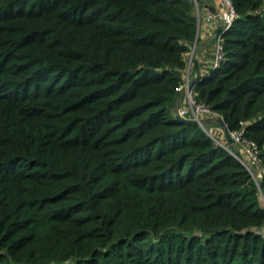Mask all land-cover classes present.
<instances>
[{
    "label": "trees",
    "instance_id": "16d2710c",
    "mask_svg": "<svg viewBox=\"0 0 264 264\" xmlns=\"http://www.w3.org/2000/svg\"><path fill=\"white\" fill-rule=\"evenodd\" d=\"M231 1L193 95L264 171V0ZM196 35L193 0H0V264H264L250 172L174 119Z\"/></svg>",
    "mask_w": 264,
    "mask_h": 264
},
{
    "label": "rangeland",
    "instance_id": "374dc122",
    "mask_svg": "<svg viewBox=\"0 0 264 264\" xmlns=\"http://www.w3.org/2000/svg\"><path fill=\"white\" fill-rule=\"evenodd\" d=\"M194 3V16L196 19V25H197V35L196 39L194 41V44L192 45L191 49L188 51L186 56L187 61V68L184 72V79L189 78L191 80L195 75L196 72L199 73V77L202 73L203 67L201 63H203L202 59L203 56L211 55V50L209 49L213 43L215 44L216 37L214 35L215 28L220 22L222 23L221 14L223 11H225V7L221 0H193ZM217 26V27H218ZM203 34L204 38L208 39V45L204 46V50L200 51L199 47V40L200 35ZM216 34V33H215ZM197 64V70L195 68V65ZM198 77V78H199ZM184 96L183 90L180 91L179 97L176 100V104L174 107L173 112L179 109L181 107L182 97ZM184 98V97H183ZM190 113V112H189ZM200 126L206 133L213 135L220 132L219 123L217 122H211V121H201L197 124ZM231 139V143H229L228 138L225 136L224 132L222 135L219 136L218 139H213L216 144L220 142V144H223V147L226 148V146L231 149L234 153H237L240 155L243 163H245L246 168L250 172L252 178L256 182V184L259 186L261 182V178H263L261 167L252 160L248 154H244L245 152L242 149L241 145L237 143V140L235 138H232L229 135ZM218 144V145H220ZM222 146V145H220ZM242 163V164H243ZM259 182V184H258ZM260 188L262 189L261 185ZM259 195L262 204H264V192L259 190Z\"/></svg>",
    "mask_w": 264,
    "mask_h": 264
},
{
    "label": "built area",
    "instance_id": "2783aa9c",
    "mask_svg": "<svg viewBox=\"0 0 264 264\" xmlns=\"http://www.w3.org/2000/svg\"><path fill=\"white\" fill-rule=\"evenodd\" d=\"M225 7V11L222 12L221 18H222V27L218 33H214L216 36V41H215V56H214V61L211 66V70L216 69L220 63L223 61V48L221 45V34L224 33L226 30L229 29L231 26L233 20H234V10H233V4L231 0H221ZM209 75V72L208 74ZM190 82L189 78L184 79V82L180 85L178 88L179 92L183 90L184 92V98L182 97V103L181 107L177 110V113L179 116L183 118H188L191 120H196L197 122H201L203 120L205 121H211V122H217V119H221L222 117L219 113L211 110L209 107L204 105L203 103H199L194 99L193 95V86L190 87ZM190 112V113H189ZM220 130L224 132L222 127L219 125ZM244 130L243 128L238 130V131H228V134L237 140V143H239L242 147L241 150H243L245 153L248 154V156L257 162L259 165V160L257 157V145L254 142L248 141L247 139L244 138L243 136ZM225 136L226 133L224 132ZM210 137L213 139H218L213 135L208 134ZM220 144V142L218 143ZM223 146V144H220ZM234 157H236L241 163H243L241 157L239 154L234 153L231 149H229L227 146L226 148ZM243 165L246 167L245 163ZM262 170V169H261ZM262 174L264 176V171L262 170ZM261 183V182H260ZM259 184V182H258ZM259 190L261 191L260 185L258 186Z\"/></svg>",
    "mask_w": 264,
    "mask_h": 264
},
{
    "label": "water",
    "instance_id": "95a60500",
    "mask_svg": "<svg viewBox=\"0 0 264 264\" xmlns=\"http://www.w3.org/2000/svg\"><path fill=\"white\" fill-rule=\"evenodd\" d=\"M221 27H222V23L220 22L219 26L215 30V33H218L220 31ZM195 68L197 70V64L195 65ZM198 77H199V73L196 72V75L191 79L190 87H192V85L195 83V81L198 79ZM174 119L178 122H185V123L195 124V125L198 124V122L196 120H191V119L183 118V117L179 116L176 110L174 111ZM216 121H217V123H219V125L222 127V129L226 133V137L228 138L229 143H231V139L229 137L228 130L226 128L224 121L221 119H217ZM260 185L262 188H264V185L262 182L260 183Z\"/></svg>",
    "mask_w": 264,
    "mask_h": 264
},
{
    "label": "crops",
    "instance_id": "0c3cea01",
    "mask_svg": "<svg viewBox=\"0 0 264 264\" xmlns=\"http://www.w3.org/2000/svg\"><path fill=\"white\" fill-rule=\"evenodd\" d=\"M217 26H218V24H217ZM217 26H216V28H217ZM216 28H215V30H216ZM215 32V31H214ZM202 33V32H201ZM203 34L204 33H202L201 35H200V42H199V47H200V51H202V50H204L203 48H204V46H206V45H208V39L209 38H204V36H203ZM209 46V45H208ZM210 49V48H209ZM208 57H210V55H208V56H203V59H202V61H203V64H205V62H204V60H206L205 58H208ZM182 103V102H181Z\"/></svg>",
    "mask_w": 264,
    "mask_h": 264
}]
</instances>
